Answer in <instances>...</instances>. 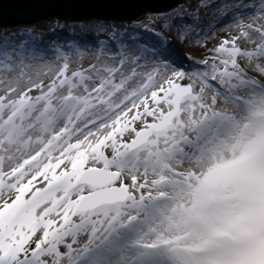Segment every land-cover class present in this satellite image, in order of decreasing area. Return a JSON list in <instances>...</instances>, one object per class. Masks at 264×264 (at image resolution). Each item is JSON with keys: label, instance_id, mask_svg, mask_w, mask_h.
Listing matches in <instances>:
<instances>
[{"label": "snow or ice", "instance_id": "obj_1", "mask_svg": "<svg viewBox=\"0 0 264 264\" xmlns=\"http://www.w3.org/2000/svg\"><path fill=\"white\" fill-rule=\"evenodd\" d=\"M25 2L0 0V264H264V0L2 19Z\"/></svg>", "mask_w": 264, "mask_h": 264}, {"label": "water", "instance_id": "obj_2", "mask_svg": "<svg viewBox=\"0 0 264 264\" xmlns=\"http://www.w3.org/2000/svg\"><path fill=\"white\" fill-rule=\"evenodd\" d=\"M177 2L178 0H27L18 5V12L5 15L2 19L9 24H36L51 17H63L68 21L93 15L127 18L148 8L167 9Z\"/></svg>", "mask_w": 264, "mask_h": 264}, {"label": "bare ground", "instance_id": "obj_3", "mask_svg": "<svg viewBox=\"0 0 264 264\" xmlns=\"http://www.w3.org/2000/svg\"><path fill=\"white\" fill-rule=\"evenodd\" d=\"M53 18H55V17H51L49 19H46L44 21L37 22V23H49ZM69 22H72V21H69ZM64 30L66 31V35H64L60 29H56V31H58V35L55 32H53L54 33V40H56L55 37L58 36L60 42H62V43L65 42V41L71 42L73 40H76L75 38H73L74 36H78L79 35V32L78 31H73L71 28H65V29H63V31ZM177 47H180V46L177 45ZM183 49H185V48H181V51ZM185 52H187V50Z\"/></svg>", "mask_w": 264, "mask_h": 264}, {"label": "rangeland", "instance_id": "obj_4", "mask_svg": "<svg viewBox=\"0 0 264 264\" xmlns=\"http://www.w3.org/2000/svg\"><path fill=\"white\" fill-rule=\"evenodd\" d=\"M48 23H41V24H38L37 26H40V25H47ZM35 26V25H34ZM62 31V33L64 34V35H66V31L64 30H61ZM45 33H46V36H45V40L46 41H52V40H54V33H53V31H51V30H49L48 28H45ZM55 33L58 35V31H55ZM78 34V33H77ZM81 33H79V35L78 36H74L73 38H75V39H77V38H81ZM57 37V36H56ZM55 37V38H56ZM88 39H92V36L90 35V34H88ZM212 42L210 41L209 42V44H211ZM187 50V52H195V50L194 49H188V48H185V49H183L182 51H186ZM186 52V53H187ZM195 54H196V56L197 57H199L200 56V52H195Z\"/></svg>", "mask_w": 264, "mask_h": 264}]
</instances>
